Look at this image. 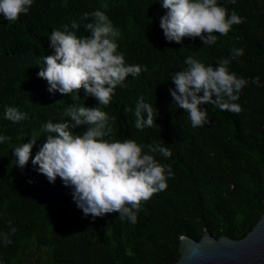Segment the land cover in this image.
Listing matches in <instances>:
<instances>
[{
  "label": "trees",
  "instance_id": "obj_1",
  "mask_svg": "<svg viewBox=\"0 0 264 264\" xmlns=\"http://www.w3.org/2000/svg\"><path fill=\"white\" fill-rule=\"evenodd\" d=\"M229 15L243 23L227 36L217 34L213 45L196 37L181 43L167 41L160 27L167 12L162 0H34L29 12L9 22L0 14V258L3 264H174L180 256V237L199 240L206 230L215 238L244 237L264 212V0H217ZM107 5V8L104 7ZM104 11L120 30L119 52L126 64L146 71L129 75L115 90L108 106L99 105L83 89L71 95L49 92L38 76L43 58L54 55L49 36L67 30L87 36L89 15ZM79 25L73 29L72 23ZM229 71L249 81L235 101L242 111H221L208 104L209 123L193 128L186 110L170 94L171 76L188 66L189 56L206 66L230 59ZM259 78V86L252 83ZM203 93H200L202 95ZM157 110L152 127H135L140 99ZM100 107L110 117L113 133L105 139H132L159 144L172 155L156 159L171 165L167 188L141 204L135 223L118 212L85 216L73 200V189L60 177L50 183L29 160L16 166L13 149L39 135L36 155L47 139L42 126L74 123L70 106ZM11 106L26 114L14 123L4 118ZM125 108L131 111H125ZM89 125L70 127L82 135ZM147 152V148L144 149ZM7 236L10 242L5 243Z\"/></svg>",
  "mask_w": 264,
  "mask_h": 264
},
{
  "label": "clouds",
  "instance_id": "obj_2",
  "mask_svg": "<svg viewBox=\"0 0 264 264\" xmlns=\"http://www.w3.org/2000/svg\"><path fill=\"white\" fill-rule=\"evenodd\" d=\"M33 2L0 0V14L9 22L16 21L29 12ZM162 7L167 12L161 17L160 27L170 42L199 37L205 45H213L217 34L227 36L234 25L243 23L235 11L229 15L217 0H162ZM89 15L92 19L86 24L87 36H77L67 30V25L63 31H52L49 40L54 55L43 58L38 76L47 81L49 92L75 93L79 97L83 89L99 105L108 106L116 88L123 86L129 75L135 78L147 69L139 64H126L124 54L118 51L120 30L104 11L85 13V19ZM71 27L78 29L79 25L74 21ZM242 55L243 49H233L231 58L220 60L215 67L189 56L185 59L188 67L171 76L175 88L170 89V94L177 106L186 110L193 128L210 122L205 105L237 114L242 111L235 101L249 81L228 68L232 59ZM251 82L259 86L258 77ZM157 114L156 108L140 97L134 111L135 127L140 130L152 127ZM66 115L73 124L48 121L42 126L49 134L34 157L32 148L39 135H31L28 143L13 149L16 166L23 169L31 159L50 183L60 177L65 186L72 187L73 200L85 216L95 219L118 212L121 220L127 218L135 223L141 204L166 190L167 180L174 175L171 165L160 163L154 155L159 153L168 158L172 155L170 149L159 144L142 145L132 139H105L113 133L115 118L100 107L73 105L66 109ZM4 118L19 123L26 119V114L8 106ZM82 124L89 125L82 135L70 131V127ZM9 139L0 135V144ZM4 242H10L7 236Z\"/></svg>",
  "mask_w": 264,
  "mask_h": 264
},
{
  "label": "water",
  "instance_id": "obj_3",
  "mask_svg": "<svg viewBox=\"0 0 264 264\" xmlns=\"http://www.w3.org/2000/svg\"><path fill=\"white\" fill-rule=\"evenodd\" d=\"M179 251L174 264H264V212L242 238H215L205 230L199 240L181 236Z\"/></svg>",
  "mask_w": 264,
  "mask_h": 264
}]
</instances>
